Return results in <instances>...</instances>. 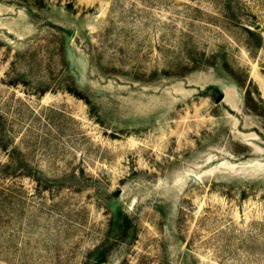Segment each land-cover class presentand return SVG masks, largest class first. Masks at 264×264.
Here are the masks:
<instances>
[{
  "label": "rangeland",
  "instance_id": "obj_1",
  "mask_svg": "<svg viewBox=\"0 0 264 264\" xmlns=\"http://www.w3.org/2000/svg\"><path fill=\"white\" fill-rule=\"evenodd\" d=\"M261 99L264 0H0V264H264Z\"/></svg>",
  "mask_w": 264,
  "mask_h": 264
},
{
  "label": "trees",
  "instance_id": "obj_2",
  "mask_svg": "<svg viewBox=\"0 0 264 264\" xmlns=\"http://www.w3.org/2000/svg\"><path fill=\"white\" fill-rule=\"evenodd\" d=\"M249 31H250V30H249ZM250 32H251V31H250ZM251 33H253V32H251ZM259 38H260V40H261V36H260V35H259ZM246 94H247V98H248V99H250V100L253 99V98H252V93H251L250 89L247 90ZM261 100H262V99H261ZM262 101H263V103H264V100H262ZM247 107L251 109V107H250L249 104H247Z\"/></svg>",
  "mask_w": 264,
  "mask_h": 264
}]
</instances>
